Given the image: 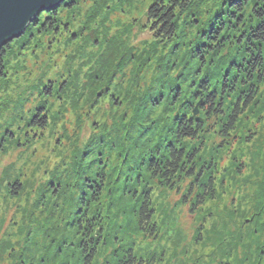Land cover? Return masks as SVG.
Returning <instances> with one entry per match:
<instances>
[{"label": "rangeland", "instance_id": "obj_1", "mask_svg": "<svg viewBox=\"0 0 264 264\" xmlns=\"http://www.w3.org/2000/svg\"><path fill=\"white\" fill-rule=\"evenodd\" d=\"M155 1L69 0L41 15L43 22H47L43 34L38 28L22 40L23 35L2 62L6 73L0 77V121L11 118L16 125L11 131L15 137L12 142L0 136V264L23 263L20 235L24 213L31 204L35 202L38 207L27 219L32 216L34 223L40 221L50 227L48 211L40 212L45 206L37 197L38 184L48 190L43 185L51 184L57 172L62 174L57 184L63 180L73 184L64 165H73L74 158L91 139L110 133L124 138L123 131L128 129L141 97L153 89V82L160 78L168 81L174 76L177 58L187 52L199 31L200 24L194 25L195 21L209 23L210 12L216 5V0H162L163 10L173 9L176 13L175 36L162 39L161 27L148 19L149 8ZM50 22L53 29L48 26ZM44 23L40 26L43 29ZM210 31L209 23L207 34ZM47 85L51 89L48 92H52L46 104L49 126L35 136L32 129L26 130L28 109ZM262 92V102L248 114L255 111L251 119L244 114L228 138L222 137L218 129L205 138L206 146L197 166L219 163L213 170L218 180L216 199L207 201L201 212L193 215V197L183 203L189 179L178 180L174 189H157L155 185L152 197L158 240L151 236L145 241L140 239V247L161 258L158 264H224L227 255L233 257L230 264H240L247 244L260 245L259 238L251 241L249 236L255 226L264 225V115L261 123L257 117L264 109V88ZM30 93L33 99L29 98ZM200 104L201 100L195 107L198 116ZM15 114L18 116L13 120ZM118 152L116 148L111 160ZM11 180L24 184L17 196L10 193ZM115 180L110 189L102 191L99 200L106 213L102 220L108 215L110 227L118 224L125 230L113 235L109 228L107 237L102 232L103 243L95 264H113V253L119 244L140 237L133 229L132 215L121 212L132 207L133 201L119 196V183ZM200 226L202 239L196 241ZM67 228L69 240L76 230ZM107 229L105 219L103 231ZM51 234H57V230ZM240 234L244 235L243 241ZM95 235H99V229ZM215 238L224 239L222 248L204 244L205 240L214 242ZM37 240L40 242L35 251L44 245L48 247V243ZM77 241L76 237L74 243ZM233 241L237 248L228 246ZM230 249L233 250L229 252ZM247 251V264H255L257 250Z\"/></svg>", "mask_w": 264, "mask_h": 264}, {"label": "trees", "instance_id": "obj_2", "mask_svg": "<svg viewBox=\"0 0 264 264\" xmlns=\"http://www.w3.org/2000/svg\"><path fill=\"white\" fill-rule=\"evenodd\" d=\"M161 2L156 0L150 6L148 19L155 20L156 25L161 27L159 38L170 39L176 34V13L175 10L172 12L173 9L163 10ZM44 13L28 27L22 40L34 29L39 28L43 34L47 24L43 22ZM208 21L211 27L208 34L209 23L195 21L194 25L200 24L199 31L191 41L193 44L187 46V52L177 58L176 66H173L174 76L168 81L160 78L158 82H153V89L143 95L136 105L128 129L123 131V139L117 133L91 139L86 149L74 158L73 165H64L73 184L65 180L57 184L62 175L59 172L53 174L51 184L43 185L48 190L38 184L37 197L45 206L40 212L48 211L46 216L52 221L46 228V225L38 223L40 221L34 223L32 216L27 219V215H33L38 207L35 202L24 213L23 233L20 235L22 264H95L103 243L102 232L107 237L109 228L113 235L125 230L118 224L110 227L109 221H112L107 215L108 229L103 231L105 219L102 220V215L106 213L99 200L102 191L110 189L114 179L119 183V196L133 201V206L129 208L127 203L123 204L128 209L121 212L132 215L133 229L140 237L119 244L113 253V264H158L162 260L140 247L150 236L158 240L152 197L155 185L157 189H174L178 180L189 179L183 203L193 197V215L201 212L200 208L207 201L216 199L218 180L213 170L219 163L211 162L198 167L197 161L206 146V136L218 129L222 137L228 138L236 131L243 115L247 113L251 119L255 111L248 115L249 112L263 100L264 0H216ZM41 23L45 24L44 29L40 27ZM48 26L51 29L55 27L51 22ZM21 39L0 51V77H5L6 73L2 62L12 46L18 45ZM25 44L23 41V46ZM48 89L49 85L39 92L33 107L28 109L30 117L25 123L26 130L32 129L35 136L39 131L45 132L49 126L46 104L47 97L52 98V92ZM29 96L33 99V93ZM200 100L199 116L195 117L193 112ZM261 113L257 116L259 123L264 109ZM17 116L15 114L13 120ZM15 125L11 118H6L4 122L1 120L0 136H6L4 139L12 142L15 137L11 131ZM0 147L3 148L2 144ZM116 148L118 155L111 160ZM9 189L12 196H17L24 190V184L11 180ZM259 220L260 224L263 223ZM68 226L71 231L76 230L69 240ZM201 227L196 233V241L202 239ZM55 229L57 234L52 235L51 231ZM97 229L98 236L95 235ZM76 237L78 241L74 243ZM256 237L260 245L257 247L249 243L247 250H257L255 264H264V225L254 227L249 238L252 241ZM239 238L243 241L244 235L240 234ZM37 239L48 243V247L44 245L35 251L40 242ZM235 242H230L228 246L237 248ZM204 244L222 248L224 239L215 238L214 242L213 239L205 240ZM52 248L55 249L53 254ZM247 250L240 264L248 263L250 256ZM227 256L224 264L232 261L233 257Z\"/></svg>", "mask_w": 264, "mask_h": 264}, {"label": "water", "instance_id": "obj_3", "mask_svg": "<svg viewBox=\"0 0 264 264\" xmlns=\"http://www.w3.org/2000/svg\"><path fill=\"white\" fill-rule=\"evenodd\" d=\"M67 0H0V51L20 39L42 13L52 11ZM198 116V108L194 110Z\"/></svg>", "mask_w": 264, "mask_h": 264}, {"label": "bare ground", "instance_id": "obj_4", "mask_svg": "<svg viewBox=\"0 0 264 264\" xmlns=\"http://www.w3.org/2000/svg\"><path fill=\"white\" fill-rule=\"evenodd\" d=\"M68 2H69V0L65 4H67Z\"/></svg>", "mask_w": 264, "mask_h": 264}]
</instances>
